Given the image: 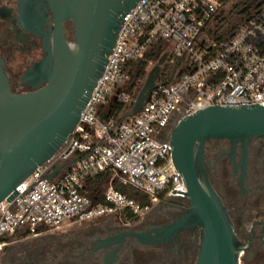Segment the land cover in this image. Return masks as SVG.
<instances>
[{"label":"built area","instance_id":"obj_1","mask_svg":"<svg viewBox=\"0 0 264 264\" xmlns=\"http://www.w3.org/2000/svg\"><path fill=\"white\" fill-rule=\"evenodd\" d=\"M243 1L256 8L218 29L227 8ZM123 20L67 147L0 203V250L13 236L105 214L139 220L158 204L185 201L172 129L207 107L264 106V0H139ZM157 43L166 60L147 103L127 117L142 88L132 89L137 65ZM155 64L147 61L146 77Z\"/></svg>","mask_w":264,"mask_h":264},{"label":"water","instance_id":"obj_2","mask_svg":"<svg viewBox=\"0 0 264 264\" xmlns=\"http://www.w3.org/2000/svg\"><path fill=\"white\" fill-rule=\"evenodd\" d=\"M138 1L49 0L55 44L52 53L22 76L32 91L11 90L0 57V203L4 199L10 202L18 194L15 189L19 184L67 147L115 47L121 23L125 22L123 17ZM65 20L73 24V45H68L62 36L61 24ZM22 23L28 29L26 19ZM165 60L166 54L149 71L127 117L134 116L147 103ZM253 137H264V106L258 104L211 106L178 122L170 134L171 157L187 188L186 194L178 193L186 195L189 209L171 225L153 230L156 235L151 242L164 240L180 229L198 227L201 236L194 264H238L241 248L227 211L210 184L198 179L197 165L202 163L205 141L225 140L232 154L238 146L243 149V174ZM62 168L64 165L47 179Z\"/></svg>","mask_w":264,"mask_h":264},{"label":"flooded vegetation","instance_id":"obj_3","mask_svg":"<svg viewBox=\"0 0 264 264\" xmlns=\"http://www.w3.org/2000/svg\"><path fill=\"white\" fill-rule=\"evenodd\" d=\"M48 3L49 0H0V57L14 93L33 90L25 85L22 76L53 51L56 34ZM254 8L248 1L230 5L217 28L225 29L227 23ZM61 28L64 41L73 45L72 22L63 21ZM242 153L238 146L232 154L225 140L205 141L197 177L210 184L227 211L241 248L238 264H264V137L250 139L243 174ZM188 209L186 199L158 204L138 221L105 214L75 222L50 241L41 234L26 238L24 243H10L1 249L0 264H194L200 228L180 229L164 240L150 241L156 235L153 230L171 225Z\"/></svg>","mask_w":264,"mask_h":264},{"label":"trees","instance_id":"obj_4","mask_svg":"<svg viewBox=\"0 0 264 264\" xmlns=\"http://www.w3.org/2000/svg\"><path fill=\"white\" fill-rule=\"evenodd\" d=\"M162 50V48H161ZM160 50L159 47V43H157L156 45H154V48L151 50L150 54L148 55V59L146 61H141L136 68V76L135 79L132 83V89L135 88L137 90H140V88L142 87L144 81H145V77H146V64L148 60H151L153 62V64H155L160 56L162 55V51ZM122 192H126L129 193L131 195L132 198L136 199L137 196L135 194L130 193V189L128 188H119ZM127 220H131L132 216L131 215H127L126 216ZM133 221H138V219H134Z\"/></svg>","mask_w":264,"mask_h":264},{"label":"rangeland","instance_id":"obj_5","mask_svg":"<svg viewBox=\"0 0 264 264\" xmlns=\"http://www.w3.org/2000/svg\"><path fill=\"white\" fill-rule=\"evenodd\" d=\"M69 225V223L68 224H64L62 227H61V229H60V231H56V232H47V233H44V234H42L41 236L42 237H46V239H45V241H50L51 239L50 238H52V237H58L60 234H61V232H62V230H64L67 226ZM20 242V243H24L25 241H27V239L26 238H23V237H17V236H13V237H10V238H7L6 240H5V243H6V246L7 245H9L10 243H13V242ZM4 248V247H3ZM3 250V249H2ZM2 250L0 251V259H2V256H3V254H2Z\"/></svg>","mask_w":264,"mask_h":264}]
</instances>
